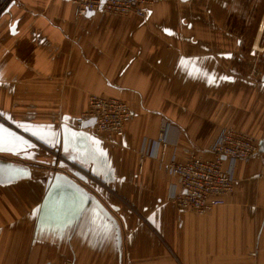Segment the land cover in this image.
<instances>
[{
	"label": "crops",
	"instance_id": "crops-1",
	"mask_svg": "<svg viewBox=\"0 0 264 264\" xmlns=\"http://www.w3.org/2000/svg\"><path fill=\"white\" fill-rule=\"evenodd\" d=\"M89 94L128 103L122 136L75 127ZM163 123L167 156L208 157L226 126L258 140L224 204L169 200L181 187L151 156ZM65 259L264 264V0H157L147 18L13 0L0 13V264Z\"/></svg>",
	"mask_w": 264,
	"mask_h": 264
},
{
	"label": "built area",
	"instance_id": "built-area-1",
	"mask_svg": "<svg viewBox=\"0 0 264 264\" xmlns=\"http://www.w3.org/2000/svg\"><path fill=\"white\" fill-rule=\"evenodd\" d=\"M13 0H0V13ZM74 12L78 16L88 12H104L115 15H136L147 18L150 7L157 0H71ZM255 49L250 51L253 54ZM87 109L80 113L76 120L77 129H86L96 134L122 136L127 123L133 118V110L123 100L99 94H89ZM94 119L92 125L85 123ZM166 123L160 127L154 140L156 151L152 154L169 177H174L181 191H172L169 200L182 211L204 214L212 208L222 205L225 197L234 189V167L238 161H249L259 152L258 140L239 129L223 127L209 145L208 157L192 152L183 157L167 156L169 146L166 137ZM227 165H224V161ZM140 159V166L141 168ZM53 264V263H42ZM58 264H73L65 259Z\"/></svg>",
	"mask_w": 264,
	"mask_h": 264
},
{
	"label": "water",
	"instance_id": "water-1",
	"mask_svg": "<svg viewBox=\"0 0 264 264\" xmlns=\"http://www.w3.org/2000/svg\"><path fill=\"white\" fill-rule=\"evenodd\" d=\"M182 1H186V0H182ZM87 14H92V12H88ZM93 123H94V119H91V120L87 121L85 123V125L88 126V125H92Z\"/></svg>",
	"mask_w": 264,
	"mask_h": 264
},
{
	"label": "rangeland",
	"instance_id": "rangeland-1",
	"mask_svg": "<svg viewBox=\"0 0 264 264\" xmlns=\"http://www.w3.org/2000/svg\"><path fill=\"white\" fill-rule=\"evenodd\" d=\"M75 125H76V122H75Z\"/></svg>",
	"mask_w": 264,
	"mask_h": 264
}]
</instances>
